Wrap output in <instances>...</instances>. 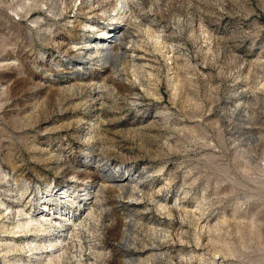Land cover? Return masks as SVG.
I'll return each instance as SVG.
<instances>
[{
	"label": "rangeland",
	"instance_id": "rangeland-1",
	"mask_svg": "<svg viewBox=\"0 0 264 264\" xmlns=\"http://www.w3.org/2000/svg\"><path fill=\"white\" fill-rule=\"evenodd\" d=\"M117 1L0 0V241L69 189L70 259L25 264H264V0Z\"/></svg>",
	"mask_w": 264,
	"mask_h": 264
},
{
	"label": "bare ground",
	"instance_id": "bare-ground-1",
	"mask_svg": "<svg viewBox=\"0 0 264 264\" xmlns=\"http://www.w3.org/2000/svg\"><path fill=\"white\" fill-rule=\"evenodd\" d=\"M33 2L34 0H30L29 6L25 5L24 3L20 5V7L22 8V12L25 9L24 12L27 16L29 13L33 11V9L34 10L36 8L41 9L37 6V4H39L38 2L37 4H33ZM55 8L56 7L50 6L49 7L50 12L55 14L54 12ZM122 10H123V1L118 0L113 7V11H115L116 13L115 17L111 18L113 22L116 21L118 18L121 19V17H124L126 15V12L125 11L122 12ZM101 11L103 10L101 9ZM16 13L18 14V12ZM76 16H78V14ZM113 22L110 23V25H113ZM84 26H86L85 30L88 31V33L90 32L94 33L93 35L95 39L91 40L90 42H87L86 44H84V46L81 47L82 52L80 55H78L79 58L80 57L87 58V57L95 56L98 57L100 61H102L109 57L112 60L117 61L120 60L123 56H125V51H123V48H121V46H118L119 39L117 36H119V33H114L115 29L113 27H109V26L96 27L90 24H85ZM113 38H117V39H113ZM115 46H118L117 49H115ZM59 193H61V195H64V196H60L59 199L56 198L59 196L58 192H52L49 194L51 198L49 200L47 198V200L52 201L51 204H48V202H44V210H49V212H44V210H42V214L43 213L44 214L41 215V218L38 217L34 218L33 216H31L30 218H27L25 220H19L14 226L13 231L8 229L4 230V231H11L13 233V236L10 237L11 238L10 242L12 243L6 242L5 244L2 243V241H0V246L3 247L1 252H3L4 255H7V253L12 252L20 255L21 258L27 257V260L24 259L21 262V264H25L26 261L33 262L34 261L33 259L36 258V255L45 256L47 257V259H49L52 256V252L56 254L57 252L60 253L61 251L66 252L69 256L68 258L70 259V255L67 251L68 249H70L68 247L69 243L67 239L69 238L68 235L70 234L71 231L69 230L67 232L66 231L61 232L63 229L62 228L60 229L61 231L59 230V232L56 234L51 233L50 231L49 233L47 232L48 230L45 229L46 228L45 225H47V223H49L50 221L51 223L61 224L62 226H65L64 223L67 222V224L68 223L72 225L74 224L73 228L78 229V227L76 226L78 225V221L81 219L82 216L79 218H77V216L75 217V215L78 214L76 213V210L77 207L81 206L85 202L87 197L85 193L83 199H82L83 194L81 195V197L77 196L73 198V195L71 194V192H69V189H65L63 190V192H59ZM66 201L69 202V204L71 205L77 204L78 206H76L74 211H72L71 209L74 206L70 208L69 207L66 208L65 205L63 206V204H66L65 203ZM51 205L56 206V209L59 212V215L57 217L55 210L52 208L54 206ZM33 234H36V238H31ZM43 235L47 237L46 238L44 237L43 239L39 238ZM125 240L127 242L128 240L127 235L125 236ZM56 261H58L59 263L61 262V264H70L69 261L62 263V260H60V256H57ZM14 264H16V262Z\"/></svg>",
	"mask_w": 264,
	"mask_h": 264
}]
</instances>
